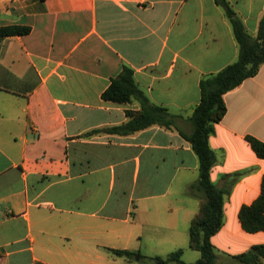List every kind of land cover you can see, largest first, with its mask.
Instances as JSON below:
<instances>
[{
  "label": "crops",
  "instance_id": "obj_1",
  "mask_svg": "<svg viewBox=\"0 0 264 264\" xmlns=\"http://www.w3.org/2000/svg\"><path fill=\"white\" fill-rule=\"evenodd\" d=\"M255 35L264 0H228ZM0 264L160 263L182 249L203 193L199 159L178 129L153 124L130 134L94 132L129 121L139 100H104L125 65L157 105L192 131L201 79L238 58L215 0H0ZM227 111L209 143L213 183L226 191L224 222L211 237L224 255L264 245L239 218L261 193L264 63L224 95ZM111 249L135 252L134 260ZM264 262V257H263Z\"/></svg>",
  "mask_w": 264,
  "mask_h": 264
},
{
  "label": "trees",
  "instance_id": "obj_2",
  "mask_svg": "<svg viewBox=\"0 0 264 264\" xmlns=\"http://www.w3.org/2000/svg\"><path fill=\"white\" fill-rule=\"evenodd\" d=\"M228 17L239 46L238 58L216 73L205 75L200 81L201 100L190 117L193 128L190 133L182 130L176 122V115L162 105L154 104L140 88L134 70L125 65L103 92L104 100L118 103L139 100L141 108L127 111L129 121L112 127L96 130L116 134H130L159 124L166 128H176L192 144L199 159V179L197 188L203 198L199 210L189 227V245L200 251L201 257L194 262L182 259V249L166 258L156 257L160 263L175 261L177 264H264V245H255L251 250L238 255H224L216 251L211 237L217 233L224 222V198L226 191L218 188L212 181L211 170L216 163V153L209 139L215 124L220 122L227 111L224 95L239 86L247 78L255 76L264 63V16L259 22L255 35L250 34L242 19L228 0H215ZM31 28L23 25H10L0 28V36L26 35ZM258 156L264 158V142L253 136L247 137ZM243 227L249 232L264 231V176L260 195L249 205H244L239 213ZM117 255L132 261L135 252L128 249H111Z\"/></svg>",
  "mask_w": 264,
  "mask_h": 264
}]
</instances>
